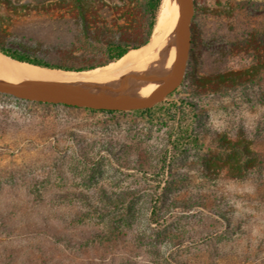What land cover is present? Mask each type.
<instances>
[{
    "label": "rangeland",
    "instance_id": "1",
    "mask_svg": "<svg viewBox=\"0 0 264 264\" xmlns=\"http://www.w3.org/2000/svg\"><path fill=\"white\" fill-rule=\"evenodd\" d=\"M28 1L0 5V35L56 62L99 64L109 40L146 35L142 0H93L86 27L69 7L26 12ZM194 1L188 27L196 42L181 77L146 104L103 113L51 82H0L27 89L0 92V264H264V160L243 179L206 167L210 150L239 135L264 156V70L224 92L180 93L198 105L204 148L188 149L163 172L169 125L131 114L186 87L190 72L252 64L241 42L264 35V0ZM39 90L62 94H31Z\"/></svg>",
    "mask_w": 264,
    "mask_h": 264
},
{
    "label": "trees",
    "instance_id": "2",
    "mask_svg": "<svg viewBox=\"0 0 264 264\" xmlns=\"http://www.w3.org/2000/svg\"><path fill=\"white\" fill-rule=\"evenodd\" d=\"M93 0H29L22 3L21 7L30 11H48L52 8L69 7L70 12L78 17L84 27L89 23L88 15L91 14ZM6 3L11 6L10 0H0V5ZM163 0H142L143 15L146 19L145 37L136 43H123L117 39L109 40L106 46V59L99 64L78 63V62H56L45 55L35 52L33 46L27 47L21 41L5 40L0 35V53L12 60L28 63L34 66L58 69L63 71L81 72L93 69L97 66L109 64L120 59L129 50L146 45L153 34ZM195 1L193 5L196 8ZM196 11V9H195ZM95 14V13H94ZM127 21H130V11L127 9L122 14ZM195 39L191 32L190 46L195 45ZM244 51H252L254 56L252 64L239 69H223L213 72L200 71L199 73L190 72L189 82L185 86L175 88L167 94L164 100L154 102L150 106L138 107L131 110L134 117L144 119L148 123L168 124L165 147L158 159V165L163 172L190 148L201 150L204 148L202 137L196 129L199 117V108L195 100L179 96L180 93L204 96L231 90L248 84L260 76L264 70V35L259 37L254 34L247 35L241 42ZM183 76L182 83H186L187 77ZM175 95V96H173ZM92 111L103 113H113L118 110L114 108H88ZM207 168H217L215 174L226 171L231 178L243 179L248 176L253 167L261 168L264 156L250 146L249 140L244 135L237 136L236 139L225 138L222 142L210 150ZM220 162V165H218ZM157 209L156 203L153 206ZM66 244L71 238H66ZM71 243V242H70ZM70 245V244H67Z\"/></svg>",
    "mask_w": 264,
    "mask_h": 264
},
{
    "label": "bare ground",
    "instance_id": "3",
    "mask_svg": "<svg viewBox=\"0 0 264 264\" xmlns=\"http://www.w3.org/2000/svg\"><path fill=\"white\" fill-rule=\"evenodd\" d=\"M179 10V0H163L150 41L131 49L120 59L102 68L96 67L79 73H62L55 69L44 71L43 68L28 63L19 62L28 67L11 64L8 61L10 58L0 54V82L13 78L51 82L59 86V89L69 90L70 95H83L81 99L77 97V101L90 106L146 104L161 96L181 77L189 32L188 20L180 17ZM51 92L58 97L62 94L53 90H39L31 94L51 98L54 95Z\"/></svg>",
    "mask_w": 264,
    "mask_h": 264
},
{
    "label": "water",
    "instance_id": "4",
    "mask_svg": "<svg viewBox=\"0 0 264 264\" xmlns=\"http://www.w3.org/2000/svg\"><path fill=\"white\" fill-rule=\"evenodd\" d=\"M192 5H193V0H179L180 17L187 18V20H189V12H190ZM181 31L182 32L184 31V27H182ZM188 32H189V43H190V28L189 27H188ZM186 55H189L188 52ZM183 59H184V56H183ZM0 92L11 94V95H19V94L27 93V89H25L24 87L18 86V85L0 83ZM101 108H112V107H101Z\"/></svg>",
    "mask_w": 264,
    "mask_h": 264
}]
</instances>
